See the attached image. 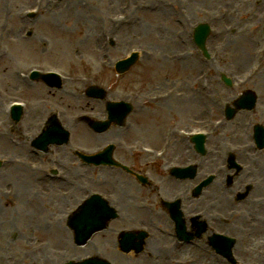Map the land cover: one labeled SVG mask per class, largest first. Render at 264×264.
Returning a JSON list of instances; mask_svg holds the SVG:
<instances>
[{
  "label": "rangeland",
  "instance_id": "obj_1",
  "mask_svg": "<svg viewBox=\"0 0 264 264\" xmlns=\"http://www.w3.org/2000/svg\"><path fill=\"white\" fill-rule=\"evenodd\" d=\"M49 1H51L52 4H49L48 6L45 5V8H42L41 17L37 19V21L39 26L40 24L45 23L52 25L54 27V36H56L57 32H61L60 29L64 32L62 46L65 47L64 51L67 55V61L69 65L67 73L69 72L71 76H84L86 81L90 80L93 76H96L105 85L108 83L112 84L115 92L112 97H117L118 99H128L131 96L130 90L140 91L142 88L144 91H151V93L154 92L158 94H162L167 89H176L177 91H182L188 97V99L182 98L181 100H172L168 105L156 104L152 106V104H150L151 107H148L142 113H133L128 117V122L135 123V126L138 125L139 122L146 121L147 118L146 124L148 126H155L160 130V132L151 131L146 134L143 133V135L139 137V139H143L145 142L157 148L162 145V139L160 140V137L155 136L156 133H160L161 136L164 135V137L166 135L165 139H167V129L170 127L169 125H172L177 121H179L181 124L191 126L189 128L197 127L194 123H192V119L199 118L205 120V118H209L206 116L208 113L214 112L216 110L219 111V105L222 101H229L230 97L235 96L238 93L234 92L235 90L232 91L231 89L222 85V83H220L218 73L222 72L228 74L227 71L229 70V72H233V80L238 79L239 74L242 72L245 66L256 62V58L252 57L250 60L245 61L244 67L243 64L242 67H239L238 63H240V59L242 57L236 53L242 50L243 47H246L248 51H253L256 45L249 44L248 42L247 45L244 43V36L236 35L233 39H231L233 42L229 43V46L225 48L224 52L228 54H220L218 59H216L214 62L220 71L213 70L212 67L209 66V63L198 51L190 50H194V47L189 41L188 43L185 42L187 39L181 36L179 39H181L180 41L183 42L178 41V38L174 36V26L166 25L165 29H163L162 24L160 25L159 17L163 15V10L166 12L169 11V9L165 7H160L157 11L159 13L154 14L139 12L136 14L137 19L135 24H132L128 28L125 27L115 31L111 27V24L107 22V20H109V17L113 16L114 14H123L121 8L126 0ZM201 1L207 4V2L204 0ZM33 2L34 0H0V21L2 22L3 19L1 18H4V15H16L18 11L22 13L24 9L32 7ZM195 3H193V5H198V2ZM25 25L28 26L29 24ZM176 27L178 28L177 25ZM112 31H114V34H112ZM95 33L96 39L93 40L92 35L94 36ZM104 35H107L109 37L108 39H113V45H108L109 48L106 50H103L100 47L102 40H104ZM262 43L263 42H259L257 44L260 45ZM55 44L52 45L53 48L51 49L53 54L55 52ZM103 44L105 45V42H103ZM209 45L212 49H214L216 41H209ZM146 47L151 49L155 55L149 54V56H152L149 59H145V56L140 57L137 63L124 75H116L112 71L113 69L111 66L108 69H101L100 62L106 57L110 59L109 62L112 64L117 59L123 57L131 49L142 48L143 50V48L146 49ZM105 48H107L106 45ZM21 56L23 59H28L29 55L22 54ZM220 59H222L221 62L219 61ZM197 64H199V66H195ZM261 66H264V64ZM262 68L261 75H259L256 79H253V82L251 83V86L260 95L259 103L264 102V90L262 88L260 89L261 83L264 82V67ZM204 73L207 74V77L204 76ZM201 75H203L204 78L200 77ZM65 86H67V84ZM134 86H139L141 89ZM66 89L69 91L68 89H74V87L73 85H68ZM78 89H80V86ZM200 96H202L201 102L197 100V97ZM66 99H68V97H66ZM70 100L72 99L70 98ZM71 102H73V100ZM214 107L216 109H214ZM135 110H137V108H135ZM246 117L247 113L246 115L243 114V117L242 115H236L227 127L232 128V131L236 132L238 127H240V122L242 121L245 123ZM212 118H219V114L214 115ZM131 126L134 128L133 124H131ZM113 130H115V132H110V134L103 136L101 140L95 141L89 137H86V146L92 147L94 143H101L106 137L112 138L113 136H116L119 131L116 128ZM126 133L128 142L133 140L132 138L138 137L136 133H133L132 130H129ZM222 133L228 135L227 132ZM231 136L234 137L233 134ZM221 137L223 136L218 133L215 134L214 138L209 139L208 144L212 146V144L217 140L220 141L219 146L224 147L222 145V140H219ZM226 143L232 144V142L229 140H227ZM175 144L179 145L178 141H175ZM134 145L136 146L137 144ZM217 153L218 148L213 152V156L217 155ZM174 155L175 154L171 151V153H169L168 160L184 163L183 159ZM63 156L65 155L62 153L61 158H63ZM20 157H24V154H21ZM180 157L183 156L181 155ZM23 159L16 162L14 166H7V168H16L22 176L25 175L30 177H25L28 180L29 185L26 187V193H24L20 198H16L17 203L19 204L23 203L24 201H28L32 204L30 211H34L33 208H37L39 212L36 215L33 214L32 216L26 215L23 221L17 222L15 218H8L10 214L9 211L14 210L17 207V204L8 205L7 207L0 206V224L4 225L5 223V226L10 228L0 229V246H3L0 247V252L5 255H9L10 252L15 249H20L23 251L22 241L26 239L27 244H32L33 247L37 248L38 250L37 256L41 259L39 260L38 264H44L45 260L52 262L51 260H53V258H51V253L53 257L57 256L58 258L60 256L58 260H61L62 262H60V264H62L69 257L73 258L83 255V251H85V253L86 251H92L93 254H95L94 252L96 250L100 255L113 260L107 256L105 252H103L104 248L108 246V242L110 244L115 242V240L113 241V239L109 236L110 231H103L101 236H99L100 239H95L90 245H87V243L82 247L71 246V236H68V241L63 238L58 240L54 239L55 227H64V222L56 224L53 222V218L46 216L47 212L49 211H45L42 208V204L47 206L51 200H45L39 198L40 196L34 195L33 188L36 186H42L45 187L44 189L46 190H52L50 186H55V191L65 190L69 188L70 183L50 184L47 182V180L41 184L37 183L33 178L34 174L30 172L29 168H26L23 165ZM125 159L127 160V157ZM218 159L211 160V157H209V162H207V164L213 168L214 165L217 164ZM66 160H68V158ZM66 160H63V162H66ZM58 162L59 167H61L65 174L68 175L71 184L76 179H78L77 174L79 173L77 172L76 168H66L64 163H62V166L60 161ZM68 164L72 163L68 162ZM197 179L198 178H195L193 181H196ZM126 181L129 182L130 179L124 177V179L118 183L115 182V194L116 198L118 199V206L120 207L121 212L125 211L127 214H131L133 211H135V205L133 202H137L138 200L136 199V195L128 190L129 187L125 185L128 188L127 189L124 186ZM222 181L223 176L221 175L216 181L219 182L218 187H215L214 184L211 185L206 195L203 193L201 196H199L196 201V207L192 208L191 211L206 207L209 208L210 212L221 211V208L219 207L220 204L218 203L220 201L214 198L213 195L216 194L215 191H217L218 188L221 190L220 185L222 184ZM3 182L4 186L10 184H14L15 186L17 185V182L14 179H3ZM86 182L89 184V188L100 189L92 185V179H87ZM122 182H124V184ZM53 193L54 192L52 190V198L57 197V195ZM258 194L260 193L254 192L252 196H257ZM230 201L232 203L226 202L224 204L226 206H232L234 201ZM208 204H213L214 206L208 207ZM54 212L55 211L51 212L52 216L54 215ZM40 216H43L46 222L48 221L49 223H46L45 226H39V222L37 221ZM6 220L9 223H7ZM11 221L12 223L10 224ZM16 225H18L17 230L15 228ZM9 230H16L15 234L17 233L18 238L15 239L16 236H9ZM4 232H6V236L3 235ZM46 244L49 246L46 247ZM39 247L40 249H44L46 251L45 255H47L48 259L41 256V250H39ZM153 247L154 244H152V248ZM193 249H195V252L198 255L201 254L198 251L200 249ZM254 249H258V247L254 246ZM16 252L17 251L12 252L13 257ZM185 255L183 256L190 259V256H187V254ZM177 257H181L180 254H177ZM118 259L123 264L126 263L125 259ZM149 260L150 259L146 258L145 262H143V259H141L140 264H146V262L147 264H153ZM52 263L59 264V262ZM168 263L169 260H164L162 262V264ZM21 264H30V262H22Z\"/></svg>",
  "mask_w": 264,
  "mask_h": 264
},
{
  "label": "flooded vegetation",
  "instance_id": "obj_2",
  "mask_svg": "<svg viewBox=\"0 0 264 264\" xmlns=\"http://www.w3.org/2000/svg\"><path fill=\"white\" fill-rule=\"evenodd\" d=\"M129 164L130 166L133 167L135 171L145 175L147 178L144 184H142L135 178V176L109 175L108 178L101 184V189L103 190V192L111 197L113 201L112 204L114 206L115 204L118 206V199L114 197V195H116L115 182L118 183L119 181L124 179V177L129 178L130 179L129 182L126 181L125 184L124 182L122 183L124 184V186L126 185L127 187H129L128 189L125 186L128 190H130L133 194L136 195V199L138 200L137 202H133L135 205V211H133L131 214H127L125 211L121 212L120 207L118 206L117 220L111 222L108 228L110 229L109 236L113 239V241L115 240V242L113 244H110L108 242L107 244L108 246L104 248L103 252H105L107 256L112 258L113 261L116 260L117 258H130L131 261L139 262L141 258L138 255H142L145 259L147 258L150 260L159 257L161 259L168 260L169 256H159L154 250L155 247L151 248V250L147 249L149 245L151 243H153L154 245L160 243L166 245L171 240V236H174V241L177 242V239L175 238L176 236L175 230L178 228L180 223H182L184 227L185 226L189 227L191 238L197 239V234H196L197 221L196 219H189L188 217L184 216L183 212L181 218L179 216L176 220L171 219L170 211L167 210L165 207L161 206V200L162 199L171 200L174 199L175 197H179L180 200L182 198H189V199L191 198L193 199L191 205L186 206L184 204V208H183L186 212L191 211L192 208L196 207V198L193 197L194 195L193 187L196 186L197 182H193V184L190 187H187V184L174 181V179H172V177L170 176H163L160 168L161 164L152 162L151 159L148 157L139 156V155L131 156L129 158ZM157 199L158 202H156ZM171 212L174 211L171 210ZM137 224H142L146 226L148 230H151V232L148 231V237L145 239V243H143V247L141 248V250L138 253L134 252L135 256H127L128 255L127 253L129 252L120 248L119 235L117 234L116 236V231L119 228L133 227ZM159 229L164 230V232L161 234L157 233ZM213 230L214 229L209 230L206 224V227L203 230L204 232H202V234L200 233L201 242L199 243V246L201 248L209 247L208 238L212 235ZM240 230L241 228L237 226H233L230 223H226L217 231L228 235L230 234L232 235V237L236 239L233 245L234 254H236V248H238L237 250L238 252H241L240 250L241 247H251L248 244L258 247L255 229H250V228L246 229L247 230L246 237L253 239V240L249 239L247 241H242L237 239L236 236H239ZM171 231L172 234H170ZM147 239H152V240H147ZM244 242L245 244L243 245ZM205 255H207L206 259L208 261L213 257V252H211L210 250L206 251ZM249 258L252 262L255 261L253 259V256L250 255ZM219 259L221 260L222 264H228L225 261L226 259L225 260L222 259L221 256L219 257Z\"/></svg>",
  "mask_w": 264,
  "mask_h": 264
},
{
  "label": "bare ground",
  "instance_id": "obj_3",
  "mask_svg": "<svg viewBox=\"0 0 264 264\" xmlns=\"http://www.w3.org/2000/svg\"><path fill=\"white\" fill-rule=\"evenodd\" d=\"M39 16V15H38ZM37 16V17H38ZM262 29L258 32V33H256V35L254 36V37H263L264 36V26L263 27H261ZM91 36V35H90ZM92 37H93V40H95L96 39V33H95V35L93 36L92 35ZM95 37V38H94ZM253 38V37H252ZM252 38L249 40V41H247L249 44H252V45H254L255 43H257V42H255L254 40H252ZM241 54H242V58L240 59V63H238L239 64V67H241L242 66V64H244V62L245 61H247V60H249V59H251L252 57H254L255 55H253V53H248L247 52V50H241ZM252 55V56H251ZM242 61V62H241ZM195 66H199V64H197V65H195ZM194 66V67H195ZM192 67H193V65H192ZM197 100L199 101V102H201V98H199V97H197ZM61 233H62V231H61Z\"/></svg>",
  "mask_w": 264,
  "mask_h": 264
},
{
  "label": "water",
  "instance_id": "obj_4",
  "mask_svg": "<svg viewBox=\"0 0 264 264\" xmlns=\"http://www.w3.org/2000/svg\"><path fill=\"white\" fill-rule=\"evenodd\" d=\"M129 65H130V64H128V65H126V66H121V67L117 68V71L120 72V73H121V72H124L125 70H127V68L129 67Z\"/></svg>",
  "mask_w": 264,
  "mask_h": 264
}]
</instances>
